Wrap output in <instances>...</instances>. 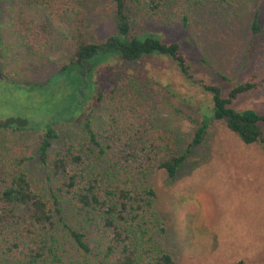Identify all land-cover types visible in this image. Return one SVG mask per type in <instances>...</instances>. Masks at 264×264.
Wrapping results in <instances>:
<instances>
[{
  "label": "trees",
  "instance_id": "1",
  "mask_svg": "<svg viewBox=\"0 0 264 264\" xmlns=\"http://www.w3.org/2000/svg\"><path fill=\"white\" fill-rule=\"evenodd\" d=\"M84 1L0 0V39L5 29L30 56L46 60L57 56L62 61L43 82L11 80L34 88L59 86L72 100L69 108L43 116L35 125L0 119L2 133L32 130L41 135L39 157L48 177L56 181L49 192L37 187L24 168L30 157L0 147V262L178 264L164 246L165 220L145 171L161 169L174 176L216 121L224 122L244 143L264 147V114L232 106L264 81L253 75L234 85L229 97L210 86L212 115L200 120L188 141L171 145L137 101L119 92L121 84L132 85L129 79L134 75L102 89L96 76L94 80L88 76L112 54L121 55L124 63L156 55L170 59L191 79L181 45L144 27L133 31L127 11L130 0H112L115 33L102 43L90 40L84 32L88 18ZM132 1L140 10L157 13L169 0ZM208 1L222 5L233 0H176L183 23L189 21L188 10ZM252 30H260L258 11ZM69 81L76 88L65 91ZM94 81L96 89L91 92ZM73 105L77 108L72 110ZM55 123L75 125L77 131L62 138ZM235 264L264 263L240 260Z\"/></svg>",
  "mask_w": 264,
  "mask_h": 264
},
{
  "label": "rangeland",
  "instance_id": "2",
  "mask_svg": "<svg viewBox=\"0 0 264 264\" xmlns=\"http://www.w3.org/2000/svg\"><path fill=\"white\" fill-rule=\"evenodd\" d=\"M83 8L88 15L84 27L88 39L102 43L115 33L112 0H85ZM127 11L133 31L144 27L181 45L193 78L188 79L165 57L124 63L118 54L105 61L102 56L88 78L96 76L102 89L120 77L134 75L129 79L132 85L121 84L119 92L137 101L171 145L188 141L200 120L212 115L210 86L229 97L234 85L253 75L264 81V0L222 5L208 1L188 10L187 24L181 20L176 0H169L157 13L140 10L130 0ZM256 11L260 30L253 32ZM61 62L57 56L47 60L30 56L2 29L0 119L35 125L43 116L69 108L72 100L59 86L34 88L11 80L43 82ZM73 86L74 81H69L64 90ZM90 88L91 92L96 89L95 81ZM232 103L264 114V83ZM53 127L62 138L77 131L75 125L65 123ZM40 136L32 130L0 132V147L30 157L24 165L29 179L49 192L56 188V181L48 177L40 160ZM146 171L144 178L157 192L158 210L167 228L164 246L178 264L264 263V147L244 143L224 122L216 121L174 176L161 169Z\"/></svg>",
  "mask_w": 264,
  "mask_h": 264
}]
</instances>
